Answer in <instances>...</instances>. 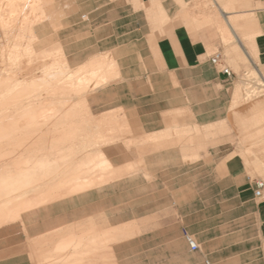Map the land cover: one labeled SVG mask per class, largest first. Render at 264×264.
I'll use <instances>...</instances> for the list:
<instances>
[{"label": "crops", "instance_id": "obj_1", "mask_svg": "<svg viewBox=\"0 0 264 264\" xmlns=\"http://www.w3.org/2000/svg\"><path fill=\"white\" fill-rule=\"evenodd\" d=\"M24 1L31 18V0H2L7 34L24 17ZM53 14L54 42L66 62L95 71L85 93L89 110L115 113L120 125L135 127L143 167L87 193L94 197L86 206L41 205L8 225H21L29 238L58 232L48 245L56 251L69 212L73 221L85 211L102 217L101 230L112 221L149 219V227L135 225V234L113 251L145 232L152 241L165 233L167 255L183 257L184 264H264V189L255 195L256 182L264 181V115L244 124L237 114L264 113V99L235 105L236 96L261 95L238 86L244 79L264 83V0H54ZM46 24L40 21L34 32ZM31 33L23 36L27 43L11 45L13 55L29 56ZM44 39L39 33L38 41ZM253 144L262 146L246 149ZM122 149L119 158L126 157ZM11 248L0 251V261L17 264L21 257L31 264L28 253L1 256Z\"/></svg>", "mask_w": 264, "mask_h": 264}, {"label": "rangeland", "instance_id": "obj_2", "mask_svg": "<svg viewBox=\"0 0 264 264\" xmlns=\"http://www.w3.org/2000/svg\"><path fill=\"white\" fill-rule=\"evenodd\" d=\"M1 2L2 0H0V129L3 126L7 136L0 141V145L7 151L4 152L6 156L1 159L0 177L17 175L16 172L21 171L35 172L34 180L16 192L9 193L6 187L0 185V251L8 246L16 247L7 252L3 251L1 256L28 253L31 264H49L46 263L47 256L56 251L53 250V245L51 247L48 245L57 239L56 234L59 230L61 244L82 239V244L78 248L81 254L72 260L73 264H184L183 257L167 255L165 233H160L159 239L152 241L149 232H145L137 239L127 240L116 246L113 251V245L119 240L135 234L136 224L131 222L116 226L112 221L110 227L101 230L104 219L88 216L87 211L82 213L84 216L78 221H73L74 214L71 212L64 215V224L55 235L52 231L46 236L29 238L25 236L21 225L17 223L8 225L20 220L22 212L41 205L62 202L68 206V210L72 202L75 206H86L94 197L89 198L87 193L142 168L143 161L141 143L137 142L135 127L132 125L129 127L125 123L120 125L114 120L115 113L95 114L89 110L85 95L88 88L83 89L78 83V79L84 75V72L78 70L88 65L73 70L66 62L63 49L54 42L56 31L54 0H31L33 3L31 18L30 4L24 1L27 5L23 12L24 17L20 14L21 16H18L20 19L17 18L16 22L9 24L8 34L6 26L3 25L6 19L3 13L6 12V8H3ZM18 3L22 4L23 0H19ZM45 12L47 16L44 15ZM45 19L48 24L39 32L45 39L40 42L39 33L34 32V29ZM28 30L32 32L29 39V56L27 54L19 56L17 52L13 55L11 45L15 42L27 43L23 36ZM17 34L20 35V40ZM9 35H12L11 41L8 39ZM35 43L39 45L35 47ZM59 58L65 60L66 64ZM28 60L30 61L27 62ZM26 78H30L29 81ZM45 79H48L47 87L35 88L30 94L25 95L24 91L31 82H43ZM238 87L244 92L248 91L247 89L250 93L261 91V95L236 96L235 105L238 104L239 108H246L252 100L263 102L264 83L260 79H244ZM237 114L238 119L244 124L254 118L255 122L261 121L264 115L262 111L251 110L239 111ZM190 132L189 130L186 134L190 135ZM246 146L257 149L262 145ZM121 147L123 152H126L125 158H119ZM247 147L246 149H249ZM20 161L28 163L19 165ZM37 162L42 164L33 167ZM118 171L119 174L115 176ZM104 181L106 182L102 185L91 187ZM57 187L62 189L55 191ZM67 187L75 189L55 199L49 198L50 195L62 192ZM113 191L117 193V187ZM113 191L111 190L112 194ZM117 200V196L111 197L107 203ZM133 204L129 205L134 206ZM141 221L144 222L136 225L137 227H149V219ZM33 232L31 230V233ZM139 233L140 231L136 234ZM157 242L159 248L156 246ZM16 263L25 264L21 257ZM0 264L9 263L0 261Z\"/></svg>", "mask_w": 264, "mask_h": 264}, {"label": "bare ground", "instance_id": "obj_3", "mask_svg": "<svg viewBox=\"0 0 264 264\" xmlns=\"http://www.w3.org/2000/svg\"><path fill=\"white\" fill-rule=\"evenodd\" d=\"M62 60H61V62H62ZM63 63H64V60H63ZM94 75H95L94 70L84 72V75L78 79V83H79L80 87L83 89H84V87L89 88V86H91V84H92V79L94 78ZM47 80L48 79H45L43 82H39V81L31 82V84H29V86L26 87V90L24 91L25 95L30 94L31 91L35 88L47 87L49 84ZM18 89H20V88H18ZM24 93H23V95H24ZM21 94L22 93L20 92V95ZM6 95H7V93H6ZM12 95H13V93H12ZM3 102L6 103V101H3ZM6 136H7V132L4 130V127L1 126L0 141L2 139H4ZM5 151H7V149L4 150L3 147H1V145H0V163H1V159L4 156H6L4 153ZM18 163H19V165H26L28 163V161H20ZM40 164H42V163L41 162L34 163L33 167L40 166ZM34 173H35L34 171L33 172L32 171L31 172L21 171V172H16L17 175H9V176H5V177H0V185L3 187H6L9 193H11V192L13 193V191L16 192L17 190L21 189L22 186H24L26 184H30L32 182V180H34V175H33ZM88 186H91V184H88ZM60 189H62V187H57V188H55V191L60 190ZM72 189H75V188L74 187H67L64 191H62V192H64L63 194H62V192H59V193H54L50 196L48 195L49 193L47 195L49 196V198L52 197L53 199H55L56 197H59L61 195L68 194L69 192L72 191ZM81 244H82V239L78 238V239L70 240L64 244L59 245L56 248V253L49 254L47 256L46 263H49V264H73L72 260H74L75 258H78L81 254L78 251L79 250L78 248ZM69 249H72V251L71 250L69 251Z\"/></svg>", "mask_w": 264, "mask_h": 264}, {"label": "built area", "instance_id": "obj_4", "mask_svg": "<svg viewBox=\"0 0 264 264\" xmlns=\"http://www.w3.org/2000/svg\"><path fill=\"white\" fill-rule=\"evenodd\" d=\"M218 59H219V55H215V56L211 59V61H212V63H216V61H217ZM223 72H224L225 74H227V75L230 74V72L228 71L227 68H224V69H223ZM256 186H257V189H256V191H255V195H256V196H260L261 193H262V190L264 189V181H263V180H258V181L256 182ZM185 237H186V240H187V242H188V245H189L190 249H191V250H196V249L198 248V246H197V244L195 243V241H194L189 235H185ZM206 263L209 264L208 262H206Z\"/></svg>", "mask_w": 264, "mask_h": 264}]
</instances>
